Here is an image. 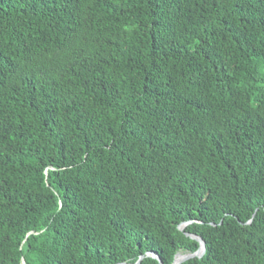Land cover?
Listing matches in <instances>:
<instances>
[{
	"label": "trees",
	"instance_id": "obj_1",
	"mask_svg": "<svg viewBox=\"0 0 264 264\" xmlns=\"http://www.w3.org/2000/svg\"><path fill=\"white\" fill-rule=\"evenodd\" d=\"M184 233L182 264H264V0H0V264Z\"/></svg>",
	"mask_w": 264,
	"mask_h": 264
},
{
	"label": "water",
	"instance_id": "obj_2",
	"mask_svg": "<svg viewBox=\"0 0 264 264\" xmlns=\"http://www.w3.org/2000/svg\"><path fill=\"white\" fill-rule=\"evenodd\" d=\"M190 221L187 222H183L181 224L178 225V229L182 232H184V227L187 224H190ZM187 237L195 240L198 243V248L196 251H194L193 253H176L173 259L172 264H182L188 260L194 259V258H201L205 252V244L204 241L193 234H189V233H184ZM145 256H149L152 257L154 259H156L158 261L159 264H162L161 260L159 259V257L154 254V253H146ZM178 256H180V259H178ZM144 256H140L134 263H119V264H140L141 260L143 259ZM23 264V263H22Z\"/></svg>",
	"mask_w": 264,
	"mask_h": 264
},
{
	"label": "bare ground",
	"instance_id": "obj_3",
	"mask_svg": "<svg viewBox=\"0 0 264 264\" xmlns=\"http://www.w3.org/2000/svg\"><path fill=\"white\" fill-rule=\"evenodd\" d=\"M178 259H180V256H178Z\"/></svg>",
	"mask_w": 264,
	"mask_h": 264
}]
</instances>
